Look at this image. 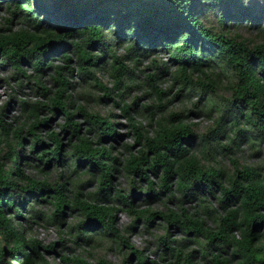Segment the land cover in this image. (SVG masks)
Returning a JSON list of instances; mask_svg holds the SVG:
<instances>
[{
	"label": "clouds",
	"instance_id": "1",
	"mask_svg": "<svg viewBox=\"0 0 264 264\" xmlns=\"http://www.w3.org/2000/svg\"><path fill=\"white\" fill-rule=\"evenodd\" d=\"M53 2L0 0V264H261L264 0Z\"/></svg>",
	"mask_w": 264,
	"mask_h": 264
},
{
	"label": "trees",
	"instance_id": "2",
	"mask_svg": "<svg viewBox=\"0 0 264 264\" xmlns=\"http://www.w3.org/2000/svg\"><path fill=\"white\" fill-rule=\"evenodd\" d=\"M198 0H194V11L198 10L195 4ZM137 7L135 9L138 20V37L141 42L147 43L151 47H156L162 38L172 39L176 32L182 27L179 15L170 6L164 3L156 2V0H136ZM226 4V12L235 15L238 11L233 0H224ZM65 5L54 0L51 7V14L56 20H64L68 23H79L87 19L89 15H93L94 19L104 22L108 19L107 14L97 10V7L89 5L86 11L74 12L71 15H61ZM128 16L122 17L123 21L128 20ZM122 35V33H121ZM43 43V41H41ZM83 55V53H82ZM85 150L87 146L83 145ZM256 256L264 264V252L257 251Z\"/></svg>",
	"mask_w": 264,
	"mask_h": 264
}]
</instances>
